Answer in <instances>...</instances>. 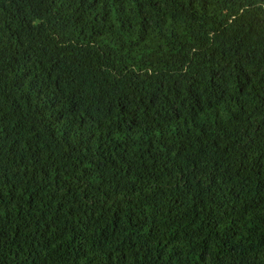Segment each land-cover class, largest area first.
Segmentation results:
<instances>
[{
  "label": "trees",
  "instance_id": "trees-1",
  "mask_svg": "<svg viewBox=\"0 0 264 264\" xmlns=\"http://www.w3.org/2000/svg\"><path fill=\"white\" fill-rule=\"evenodd\" d=\"M0 264H264V0H0Z\"/></svg>",
  "mask_w": 264,
  "mask_h": 264
}]
</instances>
